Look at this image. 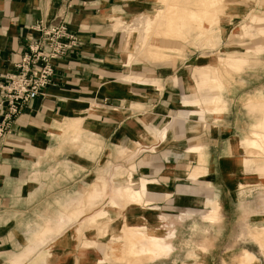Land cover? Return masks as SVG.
Segmentation results:
<instances>
[{
	"label": "crops",
	"instance_id": "obj_1",
	"mask_svg": "<svg viewBox=\"0 0 264 264\" xmlns=\"http://www.w3.org/2000/svg\"><path fill=\"white\" fill-rule=\"evenodd\" d=\"M235 8L230 7V12ZM129 9L146 8L140 2L132 4L131 0H0V76L13 73L14 65L21 62L31 27L39 20L62 17L78 42L75 50L56 62L54 78L45 95L23 108L0 138V264H23L25 257L27 264H40L38 258L44 250L32 238L44 243L45 236H52L63 224L77 218L70 217L72 209L101 197L103 182L93 185L87 199L85 194L77 198L55 196L51 190L58 183L54 175L56 166L65 173L102 171L101 159L107 155L106 150H110V156H118L120 138L141 129L146 142L154 140V132L161 134L159 142L150 143L151 150L143 152L138 166L143 177L152 181L147 186L149 199L157 205V213L152 217H167L166 214L182 210L167 207L173 203L206 209L203 220L213 222L218 219V205L223 221L228 207L238 205L240 218L256 228L263 227L252 235L259 257L247 249L238 264L244 256V264H264V161L252 155L246 157L245 153V149L264 152V99L248 98L249 104H259L253 106L242 100L243 96H264V88H221V110L229 106L235 110L230 97L234 92L240 94L238 108L246 109L250 116L244 112L247 120L240 119L242 112L238 111L235 120L239 122L229 125L224 113L221 119L208 121L206 116L220 109L216 97L201 99L186 86L192 69L200 67L203 57L179 52L181 58L174 56L168 64L152 63L146 57L131 61L127 58L132 50L129 37L118 30L116 23L119 17H129ZM243 9L242 13H249V9ZM235 17L228 14L226 21ZM198 71L205 74H201L200 81L198 72L197 85L200 81L207 87L209 71ZM218 81L215 77L211 83ZM212 92L217 93L208 90ZM180 112L185 114L184 118H178ZM193 120L206 123L194 127ZM3 123L4 111L0 107V125ZM247 133L250 136L245 138ZM188 164L192 173L199 165V176H205H198L195 181L184 180ZM243 187L246 193L259 191L254 193V203L253 196L241 193ZM119 189L122 188L111 190L115 201ZM167 190L171 193L170 202L154 199L166 195ZM179 215L194 216L193 212ZM105 218L102 212L86 222L96 223ZM41 220L46 225L37 231V222ZM210 222L206 228H213ZM199 226L192 221L189 229L197 232ZM24 239L28 240L25 244ZM113 243L109 244V253L116 251ZM53 249L54 259L49 264H72L58 243ZM171 251L175 252V247ZM32 252L35 254L31 256Z\"/></svg>",
	"mask_w": 264,
	"mask_h": 264
},
{
	"label": "rangeland",
	"instance_id": "obj_2",
	"mask_svg": "<svg viewBox=\"0 0 264 264\" xmlns=\"http://www.w3.org/2000/svg\"><path fill=\"white\" fill-rule=\"evenodd\" d=\"M193 1V8H183L184 16H181L172 27L171 34L163 38L155 37L152 46L147 47L146 45L149 32H140L136 28L121 30L129 37V45L132 49L127 58L132 61L133 58L142 60L146 57L152 63L162 62L168 64L174 59V56L181 58L179 52L202 56V60L199 61L200 67L195 66L192 69L190 73L191 79L187 80L188 84L186 86L190 88V92L193 95L196 94L204 100L214 95L217 100L216 105L219 107L224 105L219 96L221 88H264V0ZM136 2L142 3L143 8H146L145 10L151 13L161 11L162 9V5L158 0H131L132 4ZM195 5H199L201 10H197ZM230 7L236 8L230 12L232 10ZM244 7L249 9L248 14L242 13ZM136 11L139 13L145 12ZM228 14L237 17L229 22V20L226 21ZM181 24L189 25L191 27L190 32L188 33L186 29L184 30ZM143 45L144 51H147V54H141ZM158 55H161V57L158 58ZM198 69L204 72L209 71L210 80L207 81V87H203L205 82L200 83L202 81L201 74L205 73H201ZM198 72L200 73L201 80L197 85ZM215 77L219 81L218 84L213 85L211 81ZM209 86L213 88H209ZM197 88H200L198 92ZM208 90H214L217 93H208ZM239 96L240 94L234 92L230 94L233 100L231 105L235 106V110L230 108V106L226 109L224 108V110H221V107L218 110L216 108V112L210 116H206L208 121L212 118L214 121H217L222 118L224 113L227 116V125L230 122H239L235 120L236 116H239L237 114L238 111L239 113L242 112L240 119L247 120L244 116V112L248 114L247 110L244 109L243 111L238 108L239 102H241ZM256 96H243L242 100L247 106L259 105L249 104L247 101L248 98L264 99V96L261 94ZM183 109L185 112L188 111L185 107ZM209 109L213 110V107H209ZM184 111L183 113H185ZM183 113L180 112L178 118H184L185 114ZM248 116L250 115L248 114ZM193 121L196 124L193 125L194 127H198V124L203 125V123H206L203 121ZM136 125L139 126L137 123ZM165 127L169 130V124H166ZM143 131L141 129V131H136L135 134H129L127 137L125 135L123 139L120 138L117 142L118 156H110L108 152L110 150H106L107 155H104L101 159L100 167L102 171L96 169L95 171L93 169L91 172L82 174L79 172L65 173L62 172L60 167H55L54 175L58 183L51 190L54 191L55 196L77 198L79 194L81 196L85 194V199H87V195L93 185L101 182H103V193L99 199L95 200L92 198L94 201L88 200L84 206L81 204L79 206L81 210L78 209V206L76 209H72L70 217L77 218L63 224L64 226L62 225L60 230L52 236H45L44 243H39L37 238L34 241V237L32 238L33 243L40 250H44L43 254H40L38 258L40 264L50 263L55 254L53 248L57 243L59 248L70 256L72 264H114L113 260H107L109 244L113 242V239H117L123 234L130 237L133 234L136 235L135 232L146 235L153 232L157 238L155 243H159L160 247L161 245H165L166 249L171 250L172 247L173 250L174 247L176 249L175 252L171 251L172 253L170 250L166 252L160 249L161 254L153 259V262L150 261L145 264H238L240 256L247 249L257 255L259 252L258 244L252 235L254 232L262 230L263 227L256 228L254 225L240 218L238 205L228 207L223 221L221 215L223 211L219 212L217 204L218 219L213 222L203 220V216L207 213L206 209L201 207L194 209L188 206H174L173 203L167 205V207L173 209L181 208L182 210L177 211L178 213L176 212V214H166L168 215L167 217L160 216L159 214L156 217H152L157 213V205H153V200L149 199L151 195L147 187L149 182L152 181L143 177L138 166L143 152L151 150L150 143L159 142L161 134L159 131L154 132V140L146 142L143 138ZM148 132L146 131L145 133ZM245 136V138L249 137L250 133H247ZM244 147L246 148L247 146L244 145ZM245 150L246 157L252 155L255 156V159L264 161V152L261 154L258 149L252 151ZM96 168L98 169V167ZM196 168L199 171L192 173L191 165H186L185 169L187 171L186 174H183L184 180L195 181L201 175L199 165ZM262 178V187L264 189V176ZM78 180L81 181L79 184L81 187L77 183ZM140 183L145 186V193L140 189ZM117 187L122 189H119V195L115 201L112 198L111 190ZM245 189L246 187L240 189L243 195L246 193ZM248 189L252 190L251 187ZM255 191L252 190L251 193L249 191L246 193L248 196H253L251 199L252 203L256 201L254 193L259 192ZM170 196L171 193L167 190L166 195L154 199L170 202ZM102 212L106 217L105 219L99 220L96 223L86 222L92 216L102 214ZM191 212L194 214L193 217L179 215L180 213ZM66 215H64L65 221ZM79 218L81 219L78 220ZM192 221L200 224L197 232L189 229ZM84 222L88 223V227L82 226ZM208 222L212 223L217 229L214 226L213 228H206V225L209 224ZM37 223V231H41V228L46 225V221L42 220ZM96 224L97 226H95ZM125 224H127V230H122ZM110 226V232L105 234ZM69 232L71 233L68 234ZM27 241V239H24L23 243L25 244ZM135 248L141 253L148 254L150 252L149 247L144 242L141 244L137 243ZM34 254L35 252H32L31 256ZM22 261L23 264H27L26 257Z\"/></svg>",
	"mask_w": 264,
	"mask_h": 264
},
{
	"label": "built area",
	"instance_id": "obj_3",
	"mask_svg": "<svg viewBox=\"0 0 264 264\" xmlns=\"http://www.w3.org/2000/svg\"><path fill=\"white\" fill-rule=\"evenodd\" d=\"M78 42L69 32L63 18L39 20L31 27L26 53L13 73L0 76V107L4 123L0 125V138L10 122L33 100L45 95L52 84L56 62L75 50Z\"/></svg>",
	"mask_w": 264,
	"mask_h": 264
},
{
	"label": "bare ground",
	"instance_id": "obj_4",
	"mask_svg": "<svg viewBox=\"0 0 264 264\" xmlns=\"http://www.w3.org/2000/svg\"><path fill=\"white\" fill-rule=\"evenodd\" d=\"M162 5L161 11H154L151 13L148 10L145 12L139 13L136 10L129 9V17L122 19L117 18V24L119 30L124 29H134L136 28L140 32L147 31L149 32L148 38L146 40V45L152 46L153 39L155 37L163 38L171 34V29L178 21L181 16H184L183 8H193L194 1L193 0H158ZM197 10H201L199 5H195ZM181 27L189 33L191 27L187 24H181ZM145 45V46H146ZM141 54H147V51L143 50ZM153 55V54H152ZM161 55H158L160 58ZM199 170L196 168L194 172H198ZM140 189L145 193V186L140 183ZM127 230V224L122 227V230ZM111 230V226L107 230L108 233ZM136 235L126 236L121 235L117 239H113L114 247L116 251L113 253H109L107 260H113L114 264H144L146 262H150L155 259L157 256L161 254L160 249L169 252L170 249H166L165 245L159 246V243H155L157 238L153 232L149 233V235L135 232ZM163 240V239H162ZM161 240V242H162ZM144 242L148 247L150 252L144 256L139 255L136 251L135 245L137 243L141 244ZM131 245H133V251L131 250ZM246 256H244L240 260V264H244L246 260Z\"/></svg>",
	"mask_w": 264,
	"mask_h": 264
}]
</instances>
